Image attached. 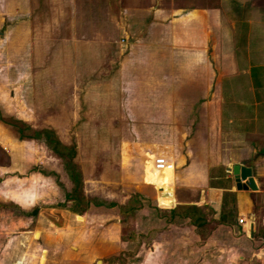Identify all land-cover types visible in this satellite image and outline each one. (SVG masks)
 I'll list each match as a JSON object with an SVG mask.
<instances>
[{"label": "crops", "instance_id": "0c3cea01", "mask_svg": "<svg viewBox=\"0 0 264 264\" xmlns=\"http://www.w3.org/2000/svg\"><path fill=\"white\" fill-rule=\"evenodd\" d=\"M32 1L0 0L3 60L13 62L8 57L12 55L15 62H19L20 56L26 59L32 39L38 38L40 31L34 22ZM46 1L53 5V0ZM97 2L58 0L56 3L61 7L51 22L68 19L72 26L64 35L70 31L73 39L80 34L79 37L90 36L92 27L107 26L114 31L107 15L109 8L134 7L140 0H99L100 7L104 6V10L106 7L105 19L91 20L85 10L98 8ZM171 2L149 3L134 33H128L130 30L122 24V19L119 30L115 29L119 36L132 41V50L125 57L137 54V61H146L145 74L140 71L141 62L131 70V77L136 74L140 84L146 87L145 98L136 97L137 102L144 100L146 105L139 109L138 104L134 108V118L138 110L145 111L146 130L139 133L148 135L149 129L152 131L150 139L145 140L151 144L146 155V160L149 159L146 180L132 191L138 194L142 204L130 218L132 229L144 232L160 228L150 241L140 244L134 255L136 259L130 264H140L147 257L148 262H157L156 256L167 255L172 244L180 247L177 252L183 264L264 262V45L260 44L264 37V2L194 0L192 4L179 2L176 9L171 7ZM80 11L87 17L84 14L80 18ZM124 42L120 40L123 45ZM10 94L14 96L12 90ZM186 103L188 106H181ZM130 111L133 114L134 110ZM130 120L127 124H133ZM158 120L163 125L156 123ZM166 125L182 128L180 134L185 137L184 146L188 149L179 152L173 141L152 138ZM0 130L4 132L0 144L14 146L15 140L12 141L8 129ZM125 146L123 142V159L128 156ZM162 156L172 167H157L160 161L156 157ZM235 163L251 167L255 190L235 188L233 174L228 170ZM160 180L164 184L160 185ZM159 198L162 204L170 200L172 205L160 204ZM124 202L118 201L114 206L118 208ZM240 217L243 223L238 222ZM158 219L162 225H156ZM182 235H188L187 240ZM125 244L123 241L117 245L116 251ZM75 253L73 259L56 257L54 263L83 264V258ZM49 258L50 255V264Z\"/></svg>", "mask_w": 264, "mask_h": 264}, {"label": "rangeland", "instance_id": "374dc122", "mask_svg": "<svg viewBox=\"0 0 264 264\" xmlns=\"http://www.w3.org/2000/svg\"><path fill=\"white\" fill-rule=\"evenodd\" d=\"M57 1L53 0V5L46 0L32 1L34 22L40 34L32 39L26 59L20 56L19 62H15L12 55L8 57L13 62H8L0 55V63H4L0 64V128L6 127L16 143L11 147L0 144L7 148L4 150L7 156L0 151V264H49L48 255L50 264H55L56 257L73 259L75 252L83 258V264H105V256L115 252L116 246L123 243L121 237L127 235L128 229L132 230L130 218L134 217L132 214L122 222L113 204L132 198L131 202L138 206L140 197L132 191L147 175L146 155L151 144L145 140L150 139L152 131L149 129L148 135L139 133L146 130L145 111L138 110L134 118V108L138 104L139 109L146 105L144 100L139 103L136 98H145L146 87L140 84L136 74L131 77L133 66H139L140 62L143 63L140 71L146 73V61H137V54L125 57L132 50V41L119 36L115 29L119 30L122 19V24L130 30L128 33H134L138 19L155 0H140L137 6L128 8L112 5L107 15L114 31L99 25L89 30L90 36L79 37L80 34L74 39L70 31L64 35L72 26L68 19L51 22L61 7ZM94 1H98V8L90 7L85 12L91 20L105 19L106 7L104 10L99 0ZM170 1L173 9L179 2H194ZM54 36L57 38L52 39ZM261 42L264 45V37ZM129 120L133 124H127ZM159 122L156 123L163 125ZM45 126L55 129L64 141L72 133L82 180L74 192H84L103 205L91 204L81 212L75 203L63 197L62 191L67 194L73 185L62 169L61 160L46 146L44 137L31 139L20 135L22 132L34 137ZM181 129L166 125L152 138L173 141L177 150L184 152L188 146H184ZM3 133L0 130V136ZM123 142L128 150L127 159L122 158ZM15 202L19 204L13 206ZM80 207L83 209L84 203ZM157 224L162 225L161 219L156 220ZM182 236L187 240L188 235ZM179 249L172 244L167 255L156 256L157 262H148L147 257L140 264H183L178 257Z\"/></svg>", "mask_w": 264, "mask_h": 264}, {"label": "trees", "instance_id": "16d2710c", "mask_svg": "<svg viewBox=\"0 0 264 264\" xmlns=\"http://www.w3.org/2000/svg\"><path fill=\"white\" fill-rule=\"evenodd\" d=\"M83 127V126H82ZM37 134V135H36ZM35 136L29 137L30 135L23 134L22 132L20 135L22 137L31 138V139H41L44 137V140L46 142V146L53 152V154L61 160L62 169L67 176V179L69 182H72V190L66 194V191H62L63 197L68 201L75 203V207L77 209L82 210L81 212H84L87 208L91 206V204L101 206L103 203H100L95 197H88L84 192L75 194V190L77 188H80L81 184V171L78 169V162H77V145L74 139V136L72 133H70V139L68 141H64L62 138L58 136V132L55 129H52L51 127L45 126L44 128H40L36 131ZM0 151L2 152V155H5V152L2 147H0ZM86 166V164L84 165ZM74 188V189H73ZM80 192V191H76ZM132 198H129L128 201L119 204L118 205V213L122 216L121 221L125 222L127 221L132 214L134 215V212L137 209H140L142 207V204L139 202L138 206H135L132 202ZM84 203L83 209H81L80 205ZM114 203L113 205H115ZM13 206L18 205L17 203H13ZM157 207V206H156ZM159 208V207H158ZM16 209V208H15ZM77 209H74L77 210ZM79 216V215H77ZM169 220V218H167ZM172 223L171 221L168 222ZM167 225V224H166ZM160 230V228H154L147 231H135L134 229H128L127 235L125 237H121L123 241L126 242L123 248L115 252L114 254H109L105 256V264H129L130 261L135 260L136 257L134 256L139 248L141 243H147L150 241L157 233V231ZM130 259V261L128 260ZM129 262V263H128Z\"/></svg>", "mask_w": 264, "mask_h": 264}, {"label": "water", "instance_id": "95a60500", "mask_svg": "<svg viewBox=\"0 0 264 264\" xmlns=\"http://www.w3.org/2000/svg\"><path fill=\"white\" fill-rule=\"evenodd\" d=\"M228 170L233 174L234 182H235V188L237 190H246V189H251L255 190L257 188L254 179H253V174H252V169L250 166L241 164V163H235L230 166H228ZM161 190V189H160ZM163 195H168L167 192H163ZM159 192V193H161ZM158 193V195H159ZM160 204H162V201L159 198L158 201ZM166 206H171L172 202L169 200L168 203H163ZM162 204V205H163ZM250 226V234H252V224Z\"/></svg>", "mask_w": 264, "mask_h": 264}, {"label": "built area", "instance_id": "2783aa9c", "mask_svg": "<svg viewBox=\"0 0 264 264\" xmlns=\"http://www.w3.org/2000/svg\"><path fill=\"white\" fill-rule=\"evenodd\" d=\"M163 145V144H162ZM164 147H165V150L166 151H168V147L167 146H165L164 145ZM162 149H163V146H162ZM156 160L157 161H160L159 163H156V165H157V167L158 168H163L164 166H170V167H172V163L170 162V161H167L166 160V157L164 158L163 156L162 157H160L159 159L156 157ZM238 222L239 223H243L244 222V219L242 218V217H240V218H238ZM251 264H264V262H262V261H260V260H258V261H254V262H252Z\"/></svg>", "mask_w": 264, "mask_h": 264}, {"label": "bare ground", "instance_id": "6f19581e", "mask_svg": "<svg viewBox=\"0 0 264 264\" xmlns=\"http://www.w3.org/2000/svg\"><path fill=\"white\" fill-rule=\"evenodd\" d=\"M159 184H160V185L164 184V181H163V180H160V181H159Z\"/></svg>", "mask_w": 264, "mask_h": 264}]
</instances>
